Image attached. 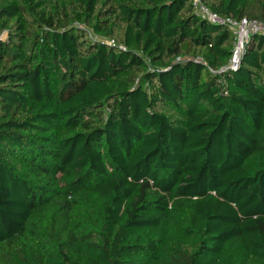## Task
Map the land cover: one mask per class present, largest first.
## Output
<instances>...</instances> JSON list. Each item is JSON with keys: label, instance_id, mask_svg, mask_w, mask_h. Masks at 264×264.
Listing matches in <instances>:
<instances>
[{"label": "trees", "instance_id": "obj_1", "mask_svg": "<svg viewBox=\"0 0 264 264\" xmlns=\"http://www.w3.org/2000/svg\"><path fill=\"white\" fill-rule=\"evenodd\" d=\"M194 3L0 0V264H264V35Z\"/></svg>", "mask_w": 264, "mask_h": 264}, {"label": "built area", "instance_id": "obj_2", "mask_svg": "<svg viewBox=\"0 0 264 264\" xmlns=\"http://www.w3.org/2000/svg\"><path fill=\"white\" fill-rule=\"evenodd\" d=\"M194 5L197 12L203 18H206L213 24L228 25L232 30L236 38V46L228 69L237 70L250 36L254 34L264 35V23L249 21L247 19L240 22H236L232 19H222L210 9L203 6L199 0H195Z\"/></svg>", "mask_w": 264, "mask_h": 264}, {"label": "rangeland", "instance_id": "obj_3", "mask_svg": "<svg viewBox=\"0 0 264 264\" xmlns=\"http://www.w3.org/2000/svg\"><path fill=\"white\" fill-rule=\"evenodd\" d=\"M2 38L5 40L6 39V35L2 36Z\"/></svg>", "mask_w": 264, "mask_h": 264}]
</instances>
